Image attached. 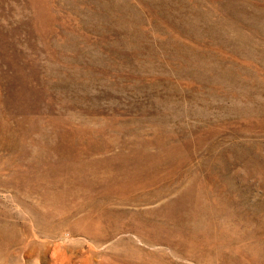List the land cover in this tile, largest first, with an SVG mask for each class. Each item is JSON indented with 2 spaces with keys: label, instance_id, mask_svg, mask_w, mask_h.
<instances>
[{
  "label": "rangeland",
  "instance_id": "obj_1",
  "mask_svg": "<svg viewBox=\"0 0 264 264\" xmlns=\"http://www.w3.org/2000/svg\"><path fill=\"white\" fill-rule=\"evenodd\" d=\"M0 33V264H264V0H0Z\"/></svg>",
  "mask_w": 264,
  "mask_h": 264
},
{
  "label": "bare ground",
  "instance_id": "obj_2",
  "mask_svg": "<svg viewBox=\"0 0 264 264\" xmlns=\"http://www.w3.org/2000/svg\"><path fill=\"white\" fill-rule=\"evenodd\" d=\"M32 1V0H31ZM34 2H35V0H34ZM36 2H38V1H36ZM40 2V1H39ZM44 2V1H43ZM26 5V4H25ZM28 6V5H27ZM26 7V6H25ZM40 7H41V5H40ZM49 7V6H48ZM14 8H16V7H14ZM27 8V7H26ZM29 8V7H28ZM37 10V9H36ZM37 12H38V10H37ZM40 12V11H39ZM27 14V13H26ZM25 14V15H26ZM34 15V14H33ZM36 16V15H35ZM41 16V15H40ZM37 18H38V14H37V16H36ZM29 18V17H28ZM36 18V19H37ZM47 22V21H46ZM34 23V22H33ZM4 24V23H3ZM36 27H37V25H36ZM5 28V27H4ZM3 29V28H2ZM5 31V30H4ZM2 32V31H1ZM11 32V31H10ZM37 32V31H36ZM2 33H4V32H2ZM1 34V33H0ZM41 35V34H40ZM18 36V35H17ZM44 42V41H43ZM42 42V43H43ZM14 43H16V42H14ZM55 43V42H54ZM59 43H61V42H59ZM20 44V43H19ZM18 44V45H19ZM58 44V43H57ZM45 45V44H44ZM47 45V44H46ZM45 45V46H46ZM44 46V47H45ZM47 47V46H46ZM29 48V47H28ZM48 49V48H47ZM15 50V49H14ZM19 50V49H18ZM17 50V51H18ZM21 52V51H20ZM22 53V52H21ZM27 53V52H26ZM25 53V54H26ZM24 54V55H25ZM54 55V54H53ZM27 56H29V55H27ZM52 57V56H51ZM20 58V57H19ZM53 59V58H52ZM5 61V60H4ZM20 62V61H19ZM6 64V63H5ZM4 64V65H5ZM9 64V63H8ZM7 64V65H8ZM18 64V63H17ZM50 64V63H49ZM14 65V64H13ZM15 65H16V63H15ZM15 65H14V67H15ZM22 66V65H21ZM5 67V66H4ZM20 67V66H19ZM1 68V67H0ZM3 68V67H2ZM21 68V67H20ZM23 68V67H22ZM35 68V67H34ZM8 69V68H7ZM17 69V68H16ZM33 69V68H32ZM47 69V68H46ZM50 69V68H49ZM6 70V69H5ZM19 70V69H18ZM35 70V69H34ZM20 71V70H19ZM1 73H2V71H0ZM17 72V71H16ZM21 73V72H20ZM23 74V73H22ZM25 74V73H24ZM3 76V75H2ZM8 76V75H7ZM22 76V75H21ZM20 76V77H21ZM27 76H28V74H27ZM3 77H5V76H3ZM26 77V76H25ZM0 78H2V77H0ZM10 78V77H9ZM27 78V77H26ZM3 80V79H2ZM5 80H7V79H5ZM14 80H16V79H14ZM13 80V81H14ZM20 80V79H19ZM28 80V79H27ZM27 80L25 81V82H27ZM43 80H45V79H43ZM1 81V80H0ZM20 81H22V80H20ZM19 81V82H20ZM30 81V80H29ZM29 81H28V83H29ZM10 82V81H9ZM31 82V81H30ZM7 83V82H6ZM6 83H5V85H6ZM11 83H12V81H11ZM19 84V83H18ZM21 84V83H20ZM19 84V85H20ZM33 84V83H32ZM2 85V84H1ZM18 85V86H19ZM4 86V85H3ZM7 86V85H6ZM32 86V85H31ZM8 87V86H7ZM10 87V86H9ZM19 87H21V86H19ZM34 87V86H33ZM31 88V87H30ZM9 89V88H8ZM7 90V89H6ZM26 90V89H25ZM33 90V89H32ZM3 91H4V89H3ZM9 91V90H8ZM19 91H22V89L20 90V88H19ZM24 91V90H23ZM22 91V92H23ZM30 91V90H29ZM5 92V91H4ZM22 92H21V94H22ZM25 92V91H24ZM28 92V91H27ZM16 93H19V92H16ZM23 94H25V93H23ZM4 95V94H3ZM18 95V94H17ZM32 94H30V95H27V96H31ZM13 96V95H12ZM11 96V97H12ZM15 96V95H14ZM21 96V95H20ZM27 96H25V97H27ZM17 97V96H16ZM15 97V98H16ZM7 98V97H6ZM5 98V99H6ZM14 98V99H15ZM18 98V97H17ZM16 98V99H17ZM21 98H23V96L21 97ZM9 99V98H8ZM19 99V98H18ZM24 100V99H23ZM29 100V99H28ZM3 101H4V99H3ZM2 101V102H3ZM12 101V100H11ZM15 101H17V100H15ZM1 102V103H2ZM7 102V101H6ZM5 102V103H6ZM13 102V101H12ZM23 102V101H22ZM26 102H28V101H26ZM4 103V104H5ZM9 104H11V103H9ZM13 104V103H12ZM15 104H17V102H15ZM19 104V103H18ZM25 104V103H24ZM8 105V104H7ZM14 105V104H13ZM23 105V104H22ZM12 106V105H11ZM26 106H27V104H26ZM29 106V105H28ZM16 107H18L19 108V105L18 106H16ZM22 108V107H21ZM26 108V107H25ZM28 108V107H27ZM16 109V108H15ZM23 109V108H22ZM24 110V109H23ZM28 111H29V109H28ZM26 113V112H25ZM11 114V113H10ZM5 115H7V114H5ZM22 115V114H21ZM27 115V114H26ZM13 116H14V114H13ZM12 116V117H13ZM18 116V115H17ZM16 116V117H17ZM23 116V115H22ZM7 117V116H6ZM10 118V117H9ZM19 118H20V115H19ZM19 118H18V120H19ZM17 119V118H16ZM29 119V118H28ZM5 119H1L0 118V129H2L3 131H8V129L10 128V127H5V126H7V123H5V121H4ZM7 120H9V119H7ZM14 120V119H13ZM11 121V120H10ZM15 121V120H14ZM21 121V120H20ZM17 122V121H16ZM19 122V121H18ZM14 123V122H13ZM20 123V122H19ZM22 124V123H21ZM9 125V124H8ZM11 126V125H10ZM18 126H20L19 124H18ZM25 126V125H24ZM23 126V127H24ZM14 127H15V125H14ZM13 127V128H14ZM16 129V128H15ZM17 129H19V128H17ZM10 130L12 131V128H10ZM14 130V129H13ZM20 131V130H19ZM22 131V130H21ZM27 131H28V129H27ZM27 131L25 130V132L27 133ZM23 132V131H22ZM10 133V132H9ZM18 133V132H17ZM25 133V134H26ZM15 133H13V137H15ZM19 135V134H18ZM11 137V136H10ZM16 137H17V135H16ZM16 137H15V139H16ZM9 138V137H8ZM10 140V139H9ZM3 141V140H2ZM4 141H5V139H4ZM7 141V140H6ZM10 142V141H9ZM9 142H7V143H9ZM13 143V142H12ZM10 145V144H9ZM144 145H146V144H144ZM64 146V151H66V152H63L62 153V156L64 157V160H65V163L64 164H58L59 166H61V167H65V166H68V165H70V166H76L74 163H68V162H66L67 160H71L72 158H71V156H74V153H73V151L71 150V149H69V148H67L65 145H63ZM141 147V146H140ZM146 148H147V146H145ZM137 149V148H136ZM141 149V148H140ZM145 150V149H144ZM146 150H148V149H146ZM141 151V150H140ZM150 151V150H149ZM138 152V151H137ZM149 153V152H148ZM153 153V152H152ZM152 153L150 154V155H148L147 153H142V154H139L140 155V157L138 158V160L134 163L136 166H137V168L138 167H142V169L143 168H146V167H149V166H152L153 165V161L159 156L158 154H157V156L156 155H152ZM17 154V153H16ZM14 155V154H13ZM138 155V154H137ZM16 156V155H15ZM14 156V157H15ZM13 157V156H12ZM13 157V158H14ZM135 158V157H134ZM133 158V159H134ZM74 160V159H73ZM146 161H148V162H146ZM135 166V167H136ZM134 167V168H135ZM130 169V168H129ZM125 171H122L121 172V174L122 173H124ZM133 171H128V169L126 170V172L121 176V177H114V178H112L111 177V174H107V173H105V179H103L104 178V176L103 177H101L99 180H97L98 179V177H97V181H99L101 184L99 185V188H100V192L101 193H107V194H111V195H115V196H119V197H127V193H129V192H127V191H129V189L130 188H133V187H135V186H137L138 184H140V185H147V184H149L150 183V185L151 184H153V183H156V182H153V181H150V180H147V181H142V183H141V181H139L138 179L141 177V175L140 174H135V173H132ZM114 174V173H113ZM119 175H120V173H119ZM92 176V175H91ZM82 178H83V180H87V181H89V178H88V175H87V173H84L83 175H82ZM91 178V177H90ZM93 179V178H92ZM103 180V181H102ZM92 182V181H91ZM98 182V183H99ZM113 182H120V183H117L118 184V186L116 187V185L115 186H109L108 187V184L109 183H113ZM94 184V183H93ZM73 185V183L71 182V183H69L65 188H64V194H61V195H58V196H56V197H52V196H50L49 195V192L47 193V199H49V200H51V199H55V198H57V199H61V197H71L72 196V194H71V186ZM98 185V184H97ZM154 185V184H153ZM155 186H156V184H155ZM154 186V187H155ZM163 186V185H162ZM166 186V185H165ZM165 186H164V188H165ZM75 187V186H74ZM149 187V186H148ZM167 187H169V186H166V188ZM97 188V187H96ZM144 188V187H143ZM150 188V187H149ZM152 188V187H151ZM150 188V189H151ZM158 188V187H157ZM160 188V187H159ZM158 188V190L160 191V189ZM165 188V189H166ZM141 190V189H140ZM139 190V191H140ZM148 190V189H147ZM162 190V189H161ZM132 191H134L135 192V190H133L132 189ZM146 191V190H145ZM167 191V190H166ZM170 191V190H169ZM168 191V192H169ZM74 192V191H73ZM133 192V193H134ZM141 192V191H140ZM144 192V191H143ZM147 192H149V191H147ZM153 192V191H152ZM151 192V193H152ZM155 192H156V188H155ZM154 192V193H155ZM167 192V193H168ZM194 192V191H193ZM193 192L191 191V189H190V191L187 189L185 192H184V194L183 195H180V197H181V199L179 200V201H173V203L172 204H170V206H171V208H172V211H171V213L170 214H173V216L175 215L176 217H180L179 216V214H180V212L182 211H179V210H177L178 208H179V206L180 205H182L183 203H187V202H194L195 200H196V195H194L193 194ZM132 193V192H131ZM130 193V194H131ZM150 193V192H149ZM153 193V194H154ZM157 193V192H156ZM196 193H197V191H196ZM81 194V196L83 195L82 193H80ZM164 194V193H163ZM157 195H160L159 193L157 194ZM156 194H154V195H152V197H154V196H157ZM201 195V194H200ZM84 196V195H83ZM82 196V197H83ZM131 196V195H130ZM161 196V195H160ZM163 196V195H162ZM178 196H179V194H178ZM177 196V197H178ZM198 196V195H197ZM132 197V196H131ZM75 198V197H74ZM128 198H129V196H128ZM63 199V198H62ZM124 199H127V198H124ZM68 200V199H67ZM70 200H72L71 198H70ZM202 200V199H201ZM73 201V200H72ZM165 201V200H164ZM200 201V200H199ZM53 202V201H52ZM56 202V201H55ZM54 202V203H55ZM76 202V201H75ZM170 202H172V201H170ZM78 203V202H77ZM80 204H81V202H79ZM164 203V202H163ZM167 203H169V201L167 202ZM46 204V203H45ZM62 204V203H61ZM193 204H195V202L193 203ZM199 204H200V202H199ZM198 204V205H199ZM202 204V203H201ZM63 205V204H62ZM79 205V204H78ZM85 205V204H84ZM165 205V204H164ZM169 205V204H168ZM49 206H50V204H49ZM59 206V205H58ZM76 206V205H75ZM170 206H167L168 208H170ZM184 206V205H183ZM186 206V205H185ZM189 206H190V204H189ZM195 206V205H194ZM47 207V206H46ZM64 207V206H63ZM167 207H165V208H167ZM198 207V206H197ZM203 207V206H202ZM44 208V207H43ZM59 208V207H58ZM164 207H162V209H163ZM167 208V209H168ZM188 208V207H187ZM191 208V207H190ZM190 208H188V209H190ZM48 209V211L50 212V210H51V208L49 209V207L47 208ZM158 209V208H157ZM182 209V208H181ZM184 209V208H183ZM198 209V208H197ZM201 209V208H200ZM45 210V209H44ZM43 210V211H44ZM74 210V209H73ZM160 210V209H159ZM169 210V209H168ZM185 210V209H184ZM183 210V211H184ZM236 210V209H235ZM46 211V210H45ZM47 211V212H48ZM52 211V210H51ZM78 211V210H77ZM84 211V210H83ZM190 211H192V210H190ZM196 211V210H195ZM195 211H193V212H195ZM71 212V211H70ZM155 212H156V210H155ZM154 212V213H155ZM160 212V211H159ZM165 212H166V210H165ZM58 213V212H57ZM78 213V212H77ZM167 213V212H166ZM183 213V212H182ZM190 213H192V212H190ZM200 213V212H199ZM207 213V212H206ZM61 214H62V211H61ZM86 214V213H85ZM155 214H157V213H155ZM162 214H164L163 213V211H162ZM186 214V213H185ZM193 214V213H192ZM191 214V215H192ZM196 214V213H195ZM194 214V215H195ZM158 215V214H157ZM169 215V214H168ZM182 215V214H181ZM188 215V214H187ZM84 216V215H83ZM159 216H161V215H159ZM163 216V215H162ZM172 216V215H171ZM174 216V217H175ZM189 216V215H188ZM201 216V215H200ZM80 217V216H79ZM86 217V216H85ZM88 217V216H87ZM168 217V216H167ZM185 217V216H184ZM193 217V216H192ZM48 218V217H47ZM81 218V217H80ZM166 218V217H165ZM172 218V217H171ZM170 218V219H171ZM180 218H182V217H180ZM190 218V217H189ZM206 218V217H205ZM84 219V218H83ZM87 219H89V218H87ZM176 219V218H175ZM192 219V218H191ZM204 219V218H203ZM101 220V219H100ZM186 220V219H185ZM184 220V221H185ZM199 220V219H198ZM82 221V220H81ZM88 221V220H87ZM179 221V220H178ZM181 221V220H180ZM200 221V220H199ZM203 221V220H202ZM34 222V221H33ZM79 222V221H78ZM77 222V223H78ZM81 223V222H80ZM84 223H85V221H84ZM89 223V222H88ZM91 223V222H90ZM193 223V222H192ZM198 224V223H197ZM40 225H42V224H40ZM83 225H85V224H83ZM91 225V224H90ZM193 224H191V226H192ZM89 226V225H88ZM92 226V225H91ZM198 226V225H197ZM78 227H81V225H79ZM200 227V226H199ZM1 228V227H0ZM10 228V227H9ZM85 228L86 227H84V230H85ZM91 228V227H90ZM197 228V227H196ZM195 228V229H196ZM2 229V228H1ZM4 229V228H3ZM81 230V229H80ZM193 229H191L190 231H192ZM198 230V229H197ZM200 230V229H199ZM90 231V230H89ZM194 231V230H193ZM201 231V230H200ZM97 232V231H96ZM96 232H94V233H96ZM2 233V232H1ZM5 233V232H4ZM89 233V232H88ZM105 233V232H104ZM3 234V233H2ZM90 234H91V232H90ZM101 234H102V232H101ZM106 234V233H105ZM94 235V234H93ZM92 235V236H93ZM104 235V234H103ZM94 237H96V236H94ZM30 241V240H29ZM96 241V240H95ZM2 242V241H1ZM16 243V242H15ZM100 243V242H99ZM3 244V246H5V244L4 243H2ZM10 243L9 242H7V244L6 245H9Z\"/></svg>",
  "mask_w": 264,
  "mask_h": 264
}]
</instances>
